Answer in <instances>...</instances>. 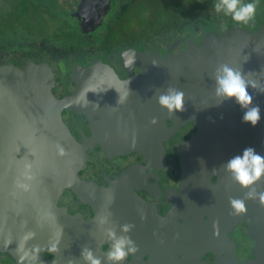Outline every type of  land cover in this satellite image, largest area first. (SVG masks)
<instances>
[{
    "label": "flooded vegetation",
    "instance_id": "1",
    "mask_svg": "<svg viewBox=\"0 0 264 264\" xmlns=\"http://www.w3.org/2000/svg\"><path fill=\"white\" fill-rule=\"evenodd\" d=\"M81 1L72 17L80 19L78 23L82 29H100L112 12L110 7L104 11L109 0H96L93 9L78 15ZM107 23L111 28V21ZM92 34L96 36L95 32ZM113 37L107 32L96 39L91 38L88 45L83 40L80 46H72L71 41L60 44L45 39L49 50L55 48L56 52L37 56H26L8 47L16 57H10L6 63L0 62V66L17 67H24L29 62L49 64L55 76L53 95L57 100L71 101L70 107L61 111L64 124L79 144L95 136L100 141L85 153L79 149L56 151L59 159L66 157L65 173H61L63 187L56 194V220L58 222L59 216L67 215L79 222L91 223L104 217L108 222L91 228L53 230V246L45 249V259L53 261L58 258L59 264H85L81 252L91 249L102 264H108L106 254L112 247L108 230L115 229L121 235V226L132 224L134 228L127 235L135 242L137 251L129 253L122 264H236L235 260L237 264H264V226L252 230L251 224L242 219V214H234L229 195L219 199L215 191L202 190L214 184L221 187L230 177L223 165L236 155L226 156L225 150L230 146L223 141L227 133L216 136L215 141L212 136L203 140L206 143L199 144L200 151L213 156L216 164H200L211 173L210 185L194 183V168L183 147L200 134L199 119L193 118L189 112V105L197 100V94L195 91L184 93L185 111L176 114H169L154 100V90L160 91L170 85L171 78L166 69L159 68V65L150 66H155L157 59L171 57V54L182 55L184 52L179 49L186 50L188 42L172 45L168 41L165 45L160 40L156 45L167 48L162 54L155 50V44H151V54L157 59L152 55V59L141 55L145 50L136 47L139 54H135L144 66L138 65L137 60L130 68L126 67L125 61L132 56L136 60L133 50L129 54V49L135 47L118 43L112 40ZM170 45L177 49L169 52ZM5 50L3 48L1 52ZM212 50L209 55L214 53L215 58H220L225 49ZM0 61H5V57L0 56ZM221 61L225 59L217 60ZM97 62L108 66L109 77L113 76V71L121 83L112 84L107 74L93 76L98 70L85 72L90 66L104 67ZM260 72L264 74V70ZM144 76L155 82L141 85L137 81ZM255 77L263 79L258 74ZM162 78L165 79L164 85L160 83ZM29 86L28 79L19 77L2 86V113L10 115L6 107L14 100L26 103L31 99L30 105L37 110L36 102L40 104V99L44 98L38 92L44 90L43 79L41 84L37 79L35 86L30 89ZM63 87L67 89L62 90ZM154 119L155 124L152 123ZM219 150L223 154L221 164L215 158ZM73 153L78 154L75 161L80 165L72 166L70 170L67 157ZM15 193L23 196L24 202L28 200L27 194H32L26 189ZM18 202L9 192L6 197H0L1 210L9 214L13 208L11 204ZM262 223L264 225V214ZM37 233L44 234L45 231ZM63 234L68 237L63 238ZM0 264L18 262L9 252L0 250Z\"/></svg>",
    "mask_w": 264,
    "mask_h": 264
},
{
    "label": "water",
    "instance_id": "2",
    "mask_svg": "<svg viewBox=\"0 0 264 264\" xmlns=\"http://www.w3.org/2000/svg\"><path fill=\"white\" fill-rule=\"evenodd\" d=\"M102 1L104 2L105 0ZM95 2L96 0H82L76 14L79 15L80 12H86L88 9H93V6L96 5ZM107 3H109V1ZM229 32V30H224L221 36L217 35L218 37H224L223 39L218 38L217 40L220 41L226 39L227 43H225L226 41L223 43L221 42L215 44L214 47L227 46L229 47L228 52L233 51L236 52V54H230V57L225 59V61H221L220 63L217 62L215 70L221 64H228L232 68L240 69L245 73H249V78L252 80H255L256 74L263 78L264 74L260 71L264 70V66H261V63L264 62V54H262L264 53V41L261 42V45L260 42L258 43L257 36L259 32L254 36L255 39L250 38V41L248 42L246 40L247 45L242 50H246L248 45V49L249 47H258V49L252 51L249 58H247L249 64L245 63L247 53L244 52L242 54V51H239L241 47L238 49L237 45H228L230 41L229 37L232 35L226 36L225 34H228ZM232 32V34L235 35L238 30H233ZM239 32L242 33V31ZM246 42L243 41L242 43L245 45ZM205 44L206 40H204L200 46L197 45V50L203 51ZM236 47L237 50L235 49ZM211 50L212 48L200 58L195 56V58L197 57V61H195L196 64L198 62L201 67L202 64L209 62L213 67L215 64V55L214 53L209 55ZM188 51L191 50L187 49L182 55L175 58L170 57L172 58L170 61L164 62L165 66H162V68L168 69L167 74L170 76L171 81L174 80L172 70H178L181 66L185 67V64V70L188 68L189 74L195 70L194 67L191 68L188 66L189 62H194L193 60L185 62L186 60L184 61L182 59L189 54ZM136 54H139V52ZM191 54L194 53H190L189 56H193ZM162 60L164 59L156 60L155 66L150 67H156V65H159ZM26 66L27 67L23 69H17L12 65L0 66V88L6 85L9 79L13 77H20L23 79L28 78V85L35 86L37 84V79H33L32 76L37 69V73H42H40V84L43 79L44 85V90L42 91V89H39L38 91L39 95L44 96V98L40 102L37 110L34 109V106L30 105L31 99H28L26 103L22 100H18L17 102L14 100L13 103L6 107L10 115L2 113L3 108L0 109V197H6L10 192L12 193V196L19 200L18 204H11L13 208L9 214L4 213V211L1 210L3 205L0 204V250L9 252L18 264H59L58 258L53 261H48L45 259L44 255L45 249L53 246V230L61 231L71 228L83 229L96 227L101 224V219H97L91 223H85L64 215L59 216L57 222L56 215L58 211L56 206V194L57 191L61 190L63 187V178L60 177L57 170H61V173H65L64 167L66 160L64 159L66 157L62 160L59 159L56 151L79 149L85 153L87 149L100 141L95 136L89 139H84L83 143L79 144L64 124L61 111L64 108H69L71 101L67 99L60 101L53 95L52 87L55 82V76L52 67L48 64H35L34 62H29ZM102 68L106 69L105 66ZM102 68L101 66H92L91 68L86 69L85 72H94L96 70H102ZM197 68L200 69V71L203 70L202 67L199 68V66H197ZM107 69H109V67ZM144 69L146 68L144 67ZM26 70H30L31 72L29 73ZM196 76H199V74L196 75L195 72L192 78L194 79ZM114 78L117 84L121 83L115 74ZM142 80H144V83L149 84L155 82L149 81L147 76H144ZM258 80L259 79H256L255 81H257L260 86H264L263 79ZM211 81H213L212 78ZM31 86H29V89ZM249 91L255 97L254 103L259 104L264 111V94H261L257 89L250 88ZM231 102L233 104L228 108L230 113L227 114V119L224 120L226 124L223 126L227 127L230 123L236 121L234 123L236 124L234 125L235 128L230 124L231 127L228 131L219 132V128L214 129L211 133L213 132L214 135L218 136L223 132H230L229 138H233L238 134L243 133V135L250 137V139L246 141L242 140L240 143L241 145L239 144L235 147H229V150H225L227 157H231L234 154L242 155V150L248 147L254 148L258 154L264 156V125L260 126L256 132L253 128L250 132L246 131L248 125L239 127L241 124H238L237 121L239 117H243V112L242 115H238L239 111L236 108V103L234 101ZM220 109L221 108H219V110ZM223 117H225V115ZM206 132L207 131H202L200 136L198 135L190 141L188 143L189 147H195L198 141H201L202 138L208 135ZM228 133L226 135H228ZM77 156L78 154L76 155L73 153L67 157V164L70 170L72 166L80 165V163L75 161ZM215 158L219 160L220 164L222 163L223 154L220 150L215 154ZM188 159L189 161H194L189 157ZM213 162L216 164L215 160ZM52 174H55L58 177L60 186L54 185V181L51 178ZM262 180H264V178H262ZM223 186L225 187L222 196L229 195L231 198L241 199H244L246 196V190L239 184L234 183L230 177L224 181ZM27 188L30 189L32 194L30 196L27 194L28 200L27 202H24L25 198L22 199L23 196L18 193L14 194V192L16 190H27ZM256 188L258 192L264 191V183H258ZM245 207L246 211L240 213L242 214V219L247 220L251 224L252 230L263 228L264 225L262 219L264 207L259 204L258 200L254 199H245ZM17 219L23 223L20 221L18 222ZM42 230L45 231L44 234L37 233ZM67 237V234H63V238Z\"/></svg>",
    "mask_w": 264,
    "mask_h": 264
},
{
    "label": "rangeland",
    "instance_id": "3",
    "mask_svg": "<svg viewBox=\"0 0 264 264\" xmlns=\"http://www.w3.org/2000/svg\"><path fill=\"white\" fill-rule=\"evenodd\" d=\"M26 1L27 0H0V30L2 32V35H0V56L5 57V61H0L2 63H6L7 62L6 60L9 59L10 57H16V53H13V54L10 53L11 51L8 48L9 45L11 44L15 45L16 43H22L21 38L14 35V30H16V33H20L22 37L27 40L34 38V40H28L30 41V43L26 42V44L27 45L29 44L28 49H33L35 53H37L36 50L39 51L42 49V46H44L43 43H45L44 42L45 39L47 41H50L53 43H60V44H66L69 41H71L74 43V44H71L72 46H75V45L80 46L83 43V40L87 41V45H88L90 41L92 40L91 38L96 39L97 36L106 35L107 32H110V34L114 36L112 40H117L118 43H123V45L133 44L135 49H129V54L131 53L132 50L135 54L138 52L137 49L143 48L145 50L144 52L141 53V55L143 56H147L148 54L154 55V54H151V51H150L151 44L156 45V43L159 42L160 40H163V43L165 45H168V41L171 42L172 45L188 42L189 47H187V49H190L191 51H188L189 54H187V56L182 59L184 61L186 60L185 62L193 60L194 62L192 61L189 62L188 66H190L191 68L194 67L195 70H193L192 73L189 74V69L187 68L188 71L185 70L186 64H185V67L181 66L178 70H172L174 80L171 81V84L164 87L160 91L154 90L153 94L155 95L154 100L158 101V95L165 92L166 89L169 87L182 90L184 93L186 92L188 93L191 91L196 92L197 100H195L191 105H189V112L192 113L191 116L193 118L199 119L198 125L200 129V134L202 131H207L206 133H208V135L202 138L201 141H198L195 147L190 148L189 145L187 144L183 148H184V151L188 154V157L194 160V161H190V165H193V168H194L193 173H192L193 180L192 179L191 180L195 181L194 183L210 185L208 181L210 180L211 173H207L208 171L205 169V167L204 166L202 167L200 164L211 166L213 165L214 157L208 153L200 151L199 144L204 139L211 138L212 136L214 138V141L217 140L215 139L216 135H214L213 132L211 133V131H213L214 129H219V128H220L219 132L228 131L230 130V127H231L230 124L234 127V125H236L234 124L236 121L230 123L227 127L223 126L224 124H226L224 120L227 119L226 118L227 114L230 113L228 111V108H230L231 104L233 103L231 101H226L227 102V103L225 102L226 104L223 103L222 105L216 106L218 103V100L214 94L215 84H214V80L211 81V78L214 74L213 67L211 66L209 62H207L205 64H202L201 67L203 68V70L200 71V69L197 68V66L201 68L200 64L198 62L196 64L195 61H197L196 60L197 57L200 58L204 56L205 53H208L209 49L213 48L215 44H218L221 42L223 43L226 41V39L220 40V41L217 40L218 38L220 39L224 38V37L217 36V34L220 33V31L216 29V27L218 26L220 27L219 29L221 30L228 27V30L230 32L225 35L226 36L232 35L231 36L232 38L229 37L230 41L228 45H231V44L237 45L238 49L239 47H241L239 51L243 50V48L247 45V42L250 41V38L255 39L254 36H256L258 32L259 34L257 36V39H258V43L260 42V45H261V42L264 41V25H262L264 22L259 24L258 21L264 20V14L263 15L261 14L262 12L264 13V0H256L257 10H256L255 18L253 21L249 22V24H246L247 27L251 29L253 28V23L256 24L259 28V30L257 29L256 33H253L252 30L249 31L250 29H247L246 25L242 24L241 26L238 23H235L232 19L227 18V20L225 19V21L222 20L224 18L222 13H220V18L222 21H216V20L210 21L211 19H214L215 17L211 18L210 20L205 19L206 17L204 18V16L206 14H208L209 16L216 14V11L214 8L205 10V8L213 7L216 0H109V3H107V7L104 9V11H107L106 9L110 7V12L112 11L111 12L112 15L110 14L107 17L105 24L100 29L98 30L89 29V31H87L86 29H82L80 27L78 23L80 22V19H77V17L75 18V16L72 17L73 13H71V11L66 12L68 9H73V10L76 9L77 8L76 6L79 4L80 0H31L34 2V4L38 3L44 10L41 12L37 11L36 15L31 16V14H28V15H24L25 17H23L22 19L15 20L19 16L20 12L22 13L21 6ZM250 1L252 2L253 0H242L243 3H250ZM126 4H128V7L126 10H124ZM58 6L61 7V10L60 12L56 13V9ZM143 6H146L148 9L145 10ZM47 8L49 9L48 12L45 11L47 10ZM120 10H122V14ZM167 13H170V15H167ZM106 14L107 13H105V15ZM196 14H199L200 16L204 18L202 19L200 23V24L205 25V29L203 30V32L199 31L197 27H194V24L196 20L198 19V15ZM162 15L164 16V18L162 17ZM192 16L193 18H191ZM188 19H190L189 24L186 23V26L183 25V23L187 22ZM108 21H111L110 23L112 24L111 28H109L108 26V23H107ZM212 24L214 25L213 28H210V29L206 28L207 26L212 25ZM174 26L175 28H172ZM33 29L36 31H33ZM233 30L234 31L238 30V32H236V34L233 35L232 34ZM239 31H242V33ZM93 32H95L96 36L92 34ZM202 36H204L203 39H202ZM204 40H206V44L204 46L203 51H198L197 47L201 45L198 43H201ZM192 41L194 42L192 43ZM243 41L246 42L245 45L244 43H242ZM225 43H227V41ZM87 45L85 48H87ZM165 45H162L164 46L163 49H161L160 46L156 45L155 50L159 52L160 54H162L167 49ZM172 45H170V48L168 49L169 52L174 49H177L176 46H172ZM31 46H34V47H31ZM248 46L246 50L242 51V54L244 52L247 53L245 57L246 64H249L248 63L249 61H247L248 60L247 58H249L250 53L252 51H256L255 49H258L257 46H254L253 48L249 47L248 49ZM237 47L235 48L236 50H237ZM3 48L4 50L5 48L8 49L7 54H5L7 52V49L4 52H1ZM222 49H225V50H222ZM220 50L224 51V53L220 58L217 57L214 59L215 63L217 62V60L228 59L231 53L236 54V52H233V51L228 52L229 47L227 46L214 47L212 51L219 52ZM184 51H185V48L179 49V52L181 53ZM190 53H194V54H191L193 56H189ZM154 56L158 58L156 55ZM176 56L177 55L171 54V57L175 58ZM195 56L197 57L195 58ZM135 57H136V60L132 56L133 59L130 58L125 61V64H127L126 67L130 66L131 68L133 66V62L137 60H138L137 62L138 65L144 66V62L140 61V58H138L137 55ZM171 59L172 58L170 57L165 58L164 60H162V62L159 64L158 67L162 68V66H165L164 62L170 61ZM100 63L104 66V63L99 62V64ZM261 64H262L261 66H264V62H262ZM12 66L17 69H23L27 67V66L17 67L14 65ZM91 67L92 66L88 68H91ZM81 68H84V67H81ZM162 69H166V68H162ZM37 70L36 72L33 71L34 73H36V74L33 73V76H32L33 79H40L41 77L40 76L41 72L37 73L38 72ZM26 71H28L29 73L31 72L30 70H26ZM195 72H196V75L199 74V76H196L193 79L192 77L195 74ZM208 76H211V77H208ZM15 78L16 77H13L9 80L15 81ZM256 79H258V77H255V80ZM263 81H264V77H263ZM138 82L141 85H143L144 80L141 79ZM164 82H165V79L162 78L160 83H164ZM130 85H132V83H130ZM66 89H67L66 87L62 88V90H66ZM40 102H41V99H40ZM38 106H39V103L36 102V107ZM219 108L221 109L219 110ZM236 108L239 111L238 115H242L243 110L238 105ZM261 110H262L261 111V121L259 122L257 126L253 127L250 123H244L243 119H241L242 117L241 118L239 117L237 121L238 124L239 123L241 124L239 127L248 125V127H246L247 128L246 131L250 132L251 129L253 128V130H255L256 132L260 126L264 125V111L263 109ZM224 115L225 117H223ZM160 132L162 133L161 127H160ZM229 137H230V132L228 133V135H226V139H224L225 141H223V144L229 145L230 147H235L236 145H239L242 140L246 141L250 139L249 136L247 137L246 135H243V133H240L233 138H229ZM203 142L206 143L205 141ZM242 151H244V149ZM194 170H196L197 172L195 173ZM57 171L61 177V170H57ZM51 178L54 181V185L59 186L58 177L55 174H52ZM196 178L198 179L197 181H196ZM210 186L212 187H203L204 189L202 190L203 191H210V190L215 191L217 198L221 199L222 194L224 193L225 186H221V188H219L216 184L210 185ZM196 190L200 191L199 188H197ZM27 192L30 193L29 188H27ZM185 257H187L186 254H185ZM190 260H193V259H190ZM183 261L184 259H182V262ZM235 263L237 264L236 260H235Z\"/></svg>",
    "mask_w": 264,
    "mask_h": 264
},
{
    "label": "clouds",
    "instance_id": "4",
    "mask_svg": "<svg viewBox=\"0 0 264 264\" xmlns=\"http://www.w3.org/2000/svg\"><path fill=\"white\" fill-rule=\"evenodd\" d=\"M214 9L217 14L223 13L230 16L236 23L248 24L255 18L257 2L243 3L242 0H216ZM155 63V62H154ZM250 74L240 69H235L228 64H221L215 70L214 94L218 100L216 106L226 101H234L243 110V122L250 123L253 127L261 121V107L254 103L255 97L249 89H257L264 94V86L249 78ZM159 105L166 109L169 114L185 111V94L182 90L169 87L165 92L158 95ZM157 121H152L155 124ZM234 183L239 184L246 190L244 199L231 198L230 206L234 214L246 211L245 199L258 200L264 207V191H257L256 185L264 183V156L258 154L252 147L244 149L242 155H236L223 165ZM107 217L101 219V223H107ZM134 228L132 224L121 226L123 234L118 235L115 229L108 230L109 239L112 241L111 250L106 254L108 264H122L129 253H135L137 246L127 233ZM81 257L85 264H102L91 249H84Z\"/></svg>",
    "mask_w": 264,
    "mask_h": 264
},
{
    "label": "trees",
    "instance_id": "5",
    "mask_svg": "<svg viewBox=\"0 0 264 264\" xmlns=\"http://www.w3.org/2000/svg\"><path fill=\"white\" fill-rule=\"evenodd\" d=\"M253 2V1H252ZM250 3H251V1H250ZM59 5V4H58ZM127 7H128V4H126L125 5V8H124V10H126L127 9ZM143 8L145 9V10H147L148 8L146 7V6H143ZM214 8V6L213 7H209V8H205V10H209V9H213ZM19 9H20V7H19ZM21 9H22V13L20 12V14H19V16L15 19V20H17V19H22L23 17H25L24 15H28V14H31V16H33V15H36V12L38 11V12H41V11H43L44 9L38 4V3H35L34 4V2L33 1H31V0H27L26 2H24V4L21 6ZM60 10H61V7H57V9H56V13H58V12H60ZM76 9H68L66 12H69V11H71V13H73L74 11H75ZM123 10V11H124ZM20 11V10H19ZM46 12H48L49 11V9L47 8V10H45ZM122 12V11H121ZM122 14V13H121ZM223 14V13H222ZM262 15L264 14L263 12L261 13ZM167 15H170V13H167ZM194 15H195V13H194ZM193 15V16H194ZM196 15H198V19L196 20V22H198V23H196L195 22V24H194V27H197L198 29H199V31H202L203 32V30L205 29V25H203V24H200L201 23V21H202V19H204L205 17V19H211V18H213V17H215L214 19H211L210 21H222V20H224L225 21V19L227 20V18H229V19H231L229 16H225L224 14H223V19L221 20V18H220V14H213L212 16H209L208 14H206L205 16H204V18L202 17V16H200L199 14H196ZM193 16L191 17V18H193ZM162 17L164 18V16L162 15ZM76 18V17H75ZM78 19V18H77ZM259 19V18H258ZM62 21V20H61ZM189 21H190V19H188L187 20V22H184L183 23V25H185L186 26V23L187 24H189ZM253 21V20H252ZM259 22V24H261L262 22H264V20H261V21H258ZM217 23V22H216ZM236 23V22H235ZM239 25H241L242 26V24L243 23H238ZM249 24V23H248ZM252 24V23H251ZM221 25V24H220ZM243 25H246V24H243ZM262 25H264V23L262 24ZM188 26V25H187ZM192 27H193V25H192ZM214 27V25L212 24V25H209V26H207L206 28L207 29H210V28H213ZM27 28H29V27H27ZM172 28H175V26L174 27H172ZM220 27L218 26V27H216V29L218 30V31H220V33L219 34H217L218 36H221L222 35V32H223V30H228V27H226V28H222L223 30H221V29H219ZM246 28L247 29H250L249 31H253V33H256L257 32V29L259 30V28H258V26L256 25V24H254L253 23V28L251 29V28H248L247 27V25H246ZM31 29V28H30ZM169 30V29H168ZM168 30H167V32H168ZM34 31V30H33ZM172 34V33H171ZM0 35H2V32H1V30H0ZM14 35H16V36H18V37H20L21 38V40H22V43H16L15 45H9V47H11V48H13V50H16V52H20V53H23V55H26V56H34V55H41V54H44V53H55L56 51L54 50V49H50L49 50V47L50 46H46V43H45V45L44 46H42V49L40 50L41 52H43V53H41L40 51H37V53H35L34 52V50L33 49H28V45L26 44V42L27 43H30V41H28L27 39H25V38H23L20 34H17L16 33V30H14ZM185 46H187V44L185 45ZM33 50V51H32ZM46 50V51H45ZM178 56V55H177ZM176 56V57H177ZM35 63V62H34ZM35 64H39V63H35ZM42 64H47V63H42ZM49 65V64H48Z\"/></svg>",
    "mask_w": 264,
    "mask_h": 264
},
{
    "label": "crops",
    "instance_id": "6",
    "mask_svg": "<svg viewBox=\"0 0 264 264\" xmlns=\"http://www.w3.org/2000/svg\"><path fill=\"white\" fill-rule=\"evenodd\" d=\"M193 43V42H192ZM136 55V54H135ZM155 59H157L154 55H152ZM152 56H150L149 54L146 56V57H149V58H151L152 59ZM158 60V59H157ZM105 66V65H104ZM105 67H107L108 68V66H105ZM107 70H109V69H102V70H98V73H96V74H94L93 76H95V75H97V74H99V75H102V76H104L105 74H107V76L109 77V71H107ZM112 77H109L110 78V80H112V84H117L116 83V81H115V78H114V72L112 71ZM112 78V79H111ZM138 82V81H137ZM118 85V84H117Z\"/></svg>",
    "mask_w": 264,
    "mask_h": 264
}]
</instances>
